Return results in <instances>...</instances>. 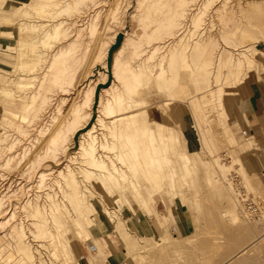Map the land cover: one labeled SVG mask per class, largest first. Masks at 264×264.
I'll return each instance as SVG.
<instances>
[{"label": "rangeland", "instance_id": "374dc122", "mask_svg": "<svg viewBox=\"0 0 264 264\" xmlns=\"http://www.w3.org/2000/svg\"><path fill=\"white\" fill-rule=\"evenodd\" d=\"M69 1L0 0V264H264V146L241 134L264 1ZM221 28L262 53L225 83ZM115 95L133 102L106 114Z\"/></svg>", "mask_w": 264, "mask_h": 264}, {"label": "bare ground", "instance_id": "6f19581e", "mask_svg": "<svg viewBox=\"0 0 264 264\" xmlns=\"http://www.w3.org/2000/svg\"><path fill=\"white\" fill-rule=\"evenodd\" d=\"M264 0H259V1H257V0H251V1H249L250 2V4L251 3H261V2H263ZM75 2H77V0H70L66 5H65V8H70ZM33 4V3H32ZM34 4H36V3H34ZM225 4V3H224ZM37 5V4H36ZM246 5V4H245ZM74 6V5H73ZM43 7V6H42ZM72 8V7H71ZM42 9V8H41ZM61 9V8H60ZM250 9V8H249ZM235 13H236V10L234 11ZM238 12H239V9H238ZM239 14V13H238ZM241 14H243L242 12H241ZM236 15H237V13H236ZM240 17H242V16H240ZM244 17H242L241 18V20L240 21H242V19H243ZM238 21V20H237ZM240 23V22H239ZM263 24H264V22H262ZM226 26H228V25H226ZM253 28H256V27H254V25H252V29ZM221 36H222V38H221V40L224 42V45L223 46H221L220 47V49H219V51H218V53L216 54V57L214 58V61L212 62V66L213 65H215V67H216V70L213 72V78L214 79H218V81H220L221 80V78H219L218 77V72H220V71H222L223 70V72H221V73H223L224 74V72H229V73H234L236 70H238L237 72H241V70H242V68H247V69H249L248 67H250V66H254L255 64H256V62L254 61V59L253 58H256V59H260L262 56V53L259 51V49H258V47L256 46V48H254V51H255V56L254 57H249L248 56V53H249V51H250V48L249 47H241V45H239L240 44V41H231V40H228L227 39V31H225L224 29H222L221 28ZM53 33H55L54 32V30L53 31H51V30H49V31H45L44 32V34H43V38H42V40H44L45 42H49V38H52V37H50V36H52L53 35ZM260 34H262L263 36H264V32H260ZM185 37V36H184ZM185 41V40H184ZM179 42V43H178ZM183 41H181V43H182ZM184 43V42H183ZM182 43V44H183ZM180 45V40L179 41H177V43H176V45L174 46V47H172V48H170V51H172V52H174L175 53V60H180V58H181V54L179 55V53H177V52H180V50L178 49V47H181V46H179ZM253 50V49H252ZM140 52V50H136L135 51V56H137L138 55V53ZM171 52V53H172ZM173 54V53H172ZM165 55L166 54H164V56L162 57V59H160V65L159 66H163L164 64V61L165 60H163V59H165ZM184 55V54H183ZM141 56V55H140ZM67 57V56H66ZM170 58V57H169ZM169 58H167V60L169 61L170 59ZM174 60V61H175ZM167 62V61H166ZM166 62H165V64H166ZM169 64V63H168ZM206 66V65H205ZM163 68V67H162ZM252 68V67H251ZM167 69V68H166ZM166 69H164V71L166 70ZM254 69V68H253ZM159 70V69H158ZM157 70V71H158ZM251 70V69H250ZM208 71L210 72V71H212V68H210V67H208ZM254 71V73H255V69L253 70ZM166 72V71H165ZM183 72H186V73H188V69L187 68H183ZM246 72V71H245ZM140 73H143V71L140 69ZM162 73H163V70H162ZM247 74V73H246ZM227 76H224V77H222V81L224 80V83H225V81L227 80L228 81V79L230 78V79H234L235 77H236V75H234L233 74V76L231 75V74H226ZM166 76V75H165ZM255 76H257V75H255ZM163 77V76H162ZM257 77H259V76H257ZM160 79V78H159ZM161 81V80H160ZM145 85H147L146 86V88H148V84H145ZM230 85V84H229ZM114 86V85H113ZM127 90L129 89V84H127ZM222 88V87H221ZM249 89L250 88H248L247 87V89H245V91L246 92H248L249 91ZM111 93H112V91H111ZM111 93H110V95H111ZM114 93V92H113ZM114 94H116V93H114ZM109 96V95H108ZM109 101V100H108ZM105 102V101H104ZM107 102V101H106ZM131 102H133V101H128V100H125L124 99V97H122V96H112V99L109 101V102H107L106 104L107 105H105L106 106V109H105V113L106 114H111V113H115V111H116V113L117 112H121L120 111V108L119 107H121L122 105H124V106H122L123 108L125 107V108H127L129 105H130V103ZM128 110V109H127ZM145 110V109H144ZM142 112V111H141ZM80 113V112H79ZM80 115V114H79ZM107 116H110V115H107ZM13 117H18L19 118V115L18 114H16V113H13ZM104 117H106V115H104ZM129 117V116H128ZM130 118V117H129ZM24 119V118H23ZM83 119V118H82ZM81 119V120H82ZM131 119V118H130ZM133 120V119H132ZM79 121V120H78ZM78 124V123H77ZM144 124H147V123H144ZM75 125V124H74ZM135 129V128H134ZM91 131V130H90ZM93 131V130H92ZM53 132V133H52ZM57 132H59V128H57V127H54V128H52L50 131H49V133H48V135L51 137V138H54L55 136H57L58 135V133ZM75 132V131H74ZM93 133V132H92ZM85 134V133H84ZM87 135H89V131H87V133H86ZM86 135V136H87ZM83 136V135H82ZM82 136H80L81 138H82ZM86 136H85V138H86ZM89 137V136H88ZM131 138V137H130ZM48 139H50V138H48ZM90 139V138H89ZM52 140V139H51ZM55 140V139H54ZM53 140V141H54ZM58 140V139H57ZM83 140V139H82ZM86 142V141H85ZM88 142H89V140H88ZM83 143V142H82ZM83 144H85V143H83ZM89 144H90V142H89ZM59 145V144H58ZM107 145V144H106ZM41 146H43V145H41ZM83 146V145H82ZM94 146V145H93ZM84 147V146H83ZM94 147H96V146H94ZM39 148V147H38ZM97 148V147H96ZM103 148V147H102ZM81 149V154H85V155H91V156H89V157H92V147H90L89 149L88 148H80ZM38 152H40L39 150H38ZM79 153V152H78ZM96 153V152H95ZM80 154V155H81ZM36 155H39V154H36ZM35 155V156H36ZM79 155V156H80ZM85 155H84V158H85ZM94 156V155H93ZM99 156V155H98ZM75 157V156H74ZM82 156H80V158H81ZM36 158H37V156H36ZM41 158V157H40ZM39 158V159H40ZM94 158H95V156H94ZM226 158H228V155H226ZM35 159V158H34ZM33 159V160H34ZM72 159V158H71ZM97 159V158H96ZM101 159V158H100ZM36 160V159H35ZM34 160V161H35ZM74 160H76V159H74ZM98 160V159H97ZM102 160V159H101ZM31 161V160H30ZM29 161V162H30ZM33 161V162H34ZM39 161V160H38ZM84 161V160H83ZM73 162V161H72ZM98 162H100V161H98ZM97 162V163H98ZM78 163V162H77ZM95 163H96V161H95ZM31 164V163H30ZM34 164V163H33ZM32 164V165H33ZM72 165V164H71ZM39 166V165H38ZM69 166V165H68ZM68 166L66 167V168H64V170L65 171H67V172H69L71 169H69L68 168ZM81 166V165H80ZM83 166V165H82ZM227 166H228V164H227ZM33 167H35V164L33 165ZM75 168V167H74ZM78 168V167H77ZM63 170V169H62ZM64 170H63V172H64ZM45 171V170H44ZM44 171H42V172H44ZM46 172V171H45ZM62 172V171H61ZM62 172V173H63ZM60 173V172H59ZM40 174H41V172H40ZM45 174V173H44ZM58 174V173H57ZM67 173L65 172L64 174H62V177H64L63 175H65V176H68V175H66ZM77 174V173H76ZM60 176H61V174L59 175V178H60ZM56 177H57V175H56ZM76 177V176H75ZM59 178H57L58 180H56V178H55V184L57 183L56 181H60L59 180ZM78 178V177H77ZM54 179V178H53ZM95 179H96V177H95ZM38 181H39V178L37 179ZM73 180V179H72ZM63 180H61V182H62ZM77 181V180H76ZM36 183H38V182H36ZM60 183V182H59ZM58 183V184H59ZM62 184V183H61ZM107 185H108V183H106ZM49 185H51V184H49ZM65 185V184H64ZM177 185V184H176ZM59 187H61L62 188V186H59ZM58 187V188H59ZM107 187V186H106ZM65 188H67V187H64L63 189H65ZM49 189V188H48ZM52 189V188H51ZM66 190V189H65ZM50 191V190H49ZM52 191V190H51ZM45 193V192H44ZM82 193V192H81ZM46 195H47V193H46ZM110 195V194H109ZM48 196V195H47ZM54 196V195H53ZM29 198V197H28ZM50 198V197H49ZM43 199H44V196H43ZM42 199V200H43ZM53 199V198H52ZM32 200V199H31ZM34 200V199H33ZM45 200V199H44ZM44 200H43V203H44ZM27 201H30V199L28 200L27 199ZM33 202V201H32ZM39 202H41V198H40V201ZM49 202V201H48ZM26 203V202H25ZM28 203V206L30 205L29 204V202H27ZM31 203V202H30ZM33 204V203H32ZM40 204V203H39ZM85 204V203H84ZM20 205V204H19ZM26 205V204H25ZM24 205V206H25ZM45 205V204H44ZM48 205H49V203H48ZM24 206H22V208L24 207ZM28 206H27V208H28ZM36 206V205H35ZM38 206L39 205H37V208H38ZM26 207V206H25ZM25 207H24V209H25ZM43 207V206H42ZM41 207V208H42ZM45 207V206H44ZM30 208V207H29ZM33 208H34V206H33ZM47 208V207H46ZM35 210H33V211H36V208H34ZM40 209V208H39ZM43 209V208H42ZM41 209V210H42ZM15 210V209H14ZM27 210V209H26ZM40 210V211H41ZM31 211V210H30ZM45 211V210H44ZM42 212V211H41ZM41 212H38V213H41ZM46 212V211H45ZM31 213H32V211H31ZM33 214H34V212H33ZM32 215V214H31ZM32 216H34V215H32ZM50 217V216H49ZM1 225V224H0ZM24 226V225H23ZM22 226V227H23ZM35 232V231H34Z\"/></svg>", "mask_w": 264, "mask_h": 264}, {"label": "crops", "instance_id": "0c3cea01", "mask_svg": "<svg viewBox=\"0 0 264 264\" xmlns=\"http://www.w3.org/2000/svg\"><path fill=\"white\" fill-rule=\"evenodd\" d=\"M185 68H187V66ZM187 69H188V73L183 72V69H182V74L185 79L189 77L190 69L189 68ZM178 73H181V70L177 72L176 75H178ZM203 73L205 74L204 71ZM220 81H222V77ZM179 90L182 92L185 89L182 87ZM257 90H258V102L256 103V107L249 108L246 112H244L241 115V121H242L241 122L242 124L241 134L244 138V142H242V144H248V146L250 147L251 146H254V147L264 146V69L260 72V78L258 79ZM191 95L194 96L193 93ZM225 133L226 135H224V137H228L227 141L230 144H233L234 147L232 148L234 151H236L237 149L236 147H238L239 145H238V142L236 141L237 136L234 134L235 132L228 129L227 131H225ZM95 240L96 242H98L100 250L103 253L108 254V255L113 253L112 250L115 247L111 249L108 243L106 245V243L104 242V236L99 234L95 237ZM92 256L94 260H92L88 255H82L79 258V264H104L97 256L93 254Z\"/></svg>", "mask_w": 264, "mask_h": 264}]
</instances>
